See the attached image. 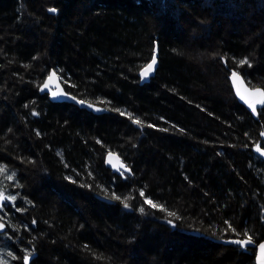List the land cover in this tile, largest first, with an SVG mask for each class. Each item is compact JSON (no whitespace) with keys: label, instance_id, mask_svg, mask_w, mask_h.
I'll use <instances>...</instances> for the list:
<instances>
[{"label":"trees","instance_id":"trees-1","mask_svg":"<svg viewBox=\"0 0 264 264\" xmlns=\"http://www.w3.org/2000/svg\"><path fill=\"white\" fill-rule=\"evenodd\" d=\"M53 70L102 110L51 100ZM232 70L264 87V0H0V192L17 198L0 261L256 264L264 107L238 101Z\"/></svg>","mask_w":264,"mask_h":264},{"label":"snow or ice","instance_id":"snow-or-ice-1","mask_svg":"<svg viewBox=\"0 0 264 264\" xmlns=\"http://www.w3.org/2000/svg\"><path fill=\"white\" fill-rule=\"evenodd\" d=\"M49 12L51 13H55L57 12V9L56 8H50L48 10ZM240 64H245V63H248L247 59L245 60H242L239 62ZM157 64V59H156V56H153L151 58V61L149 63H147L144 68L141 70L140 72V75H141V78H147L150 76V74L155 70V66ZM54 79H57V73L55 71H52L49 76L47 77V80L44 82L43 84V87L41 88L42 91L46 90V89H49L50 87V82H52ZM232 79L233 81L235 82L236 79H238V73L233 71L232 72ZM239 91V90H238ZM254 94L256 95H259L261 97V99H259L256 103H249V107L251 108L252 112L253 113H256L257 112V103L260 104V105H264V89H255L254 90ZM51 96L53 98H56V97H68V94L65 93L62 89H58V90H54V91H51ZM244 98V97H242ZM70 99L72 100H76V97L72 96L70 97ZM78 103L80 104H85L86 101L84 100H80V101H77ZM88 107L90 108H93L95 109L96 111H101L102 109L100 108H97L95 104H91V103H88ZM116 111H120L119 109H116ZM34 115H37V113H33ZM121 115H125L124 112H121L120 113ZM129 116H131V114H128ZM133 123L137 124V125H142L143 122L137 118L135 120L132 121ZM39 135V133H37ZM261 136H264V132H262L260 134ZM255 150L258 152V153H261V154H264V148L261 147V145L259 143L256 144L255 146ZM113 153L111 151L108 152V163L109 164H112L113 168L116 169L117 172H121V174H123L124 171H127V172H131V169L128 168L126 165H124L122 162L119 163V164H115L113 163ZM5 171V168L0 166V172H4ZM9 180L13 179L12 176H8L7 177ZM71 179V178H69ZM105 192H107V190L105 189ZM139 196L140 197H143L144 198V204L150 206L151 208L153 209H160L162 211H167L164 206L162 204H158V203H155L150 197H145V193L143 190H141L139 192ZM112 198L115 199V200H121V196L119 195H116L115 193H113L112 195ZM17 198L15 196H5L3 192H0V209H3L4 208V201H15ZM123 206L124 208H129L130 205L127 201V198H125L123 200ZM24 209H17V211H23ZM139 211L141 213H143L145 211L144 207H140L139 208ZM176 214L173 213V212H168V216H175ZM168 223L169 224H173V221L172 220H168ZM6 225L5 223L3 222H0V231H3L5 229ZM229 228H231V225L229 224ZM233 231H235V229H232ZM235 244L239 245V246H247V245H250L252 243H254V240H253V236L252 235H247V238L246 239H239V240H235L233 241ZM259 250H260V255H261V259H260V264H264V242H261L259 243ZM30 258H31V253H28L27 255H24L23 256V264H29V261H30ZM0 264H7V262H3V261H0Z\"/></svg>","mask_w":264,"mask_h":264},{"label":"water","instance_id":"water-1","mask_svg":"<svg viewBox=\"0 0 264 264\" xmlns=\"http://www.w3.org/2000/svg\"><path fill=\"white\" fill-rule=\"evenodd\" d=\"M154 56H156L157 64H158V54H155ZM157 64L155 66V70L147 78H150V77L154 76V74L156 73V70H157ZM53 71H55V70H53ZM233 71H235V72L238 73V79H236L235 82L232 79V72ZM232 72H231V74L229 76V79H230V82L232 84V87L234 89V92L236 94V97H237L238 101L241 104H243L253 114V116L257 117L258 116V113H259L258 112L259 109L262 108V107H264V105H260V104L257 103V112L256 113H253L252 110H251V108L249 107V103L250 102L251 103H256L259 99H261V97L259 95L254 94V90L255 89H264V87H262V86L253 87V86L249 85V83L247 82V80L245 79V77L240 72H238L237 70H232ZM46 80H47V78H46ZM58 89H62L65 93L68 94V97H56V98H53L51 96V91L58 90ZM49 90H50V98L53 101H56V102H64L65 101V102L74 103V104L79 105L81 107H85V108H88V109H93V108L88 107V103L93 104L92 102H89V101L84 100V101H86V103L83 104V105L77 102V101H80V100H83V99L78 98L77 96L69 93L65 89V86H64V84H63V82L61 80V77H60V75L58 73H57V79H54L52 82H50ZM72 96L76 97V100L70 99V97H72ZM242 97H244V98H242ZM93 110L96 111L95 109H93ZM96 112H99V111H96ZM261 147L264 148L262 145H261ZM112 153L114 154L113 157H112L113 163L119 164V163L122 162L124 165H126V163L124 162V160L122 159V157L117 152H113L112 151ZM258 154H260V155H262L264 157V154H261V153H258ZM107 161H108V154L106 155V164L111 169H115V168H113L112 164H109ZM5 202L6 201H4V203ZM262 242H264V241H262ZM252 245L254 246L255 243H252ZM260 259H261V255H260V250H259V244H257V249H256V264H260Z\"/></svg>","mask_w":264,"mask_h":264},{"label":"bare ground","instance_id":"bare-ground-1","mask_svg":"<svg viewBox=\"0 0 264 264\" xmlns=\"http://www.w3.org/2000/svg\"><path fill=\"white\" fill-rule=\"evenodd\" d=\"M243 75V74H242ZM230 76V75H229ZM231 83V82H230ZM232 85V84H231ZM233 88V87H232ZM234 90V89H233ZM235 93V92H234ZM235 96H236V94H235ZM237 98V97H236Z\"/></svg>","mask_w":264,"mask_h":264}]
</instances>
